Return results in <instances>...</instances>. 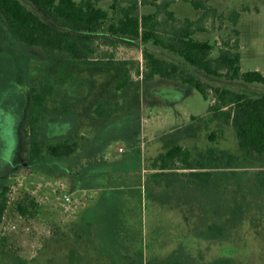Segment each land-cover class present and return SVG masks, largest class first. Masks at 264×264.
<instances>
[{"label":"rangeland","instance_id":"1","mask_svg":"<svg viewBox=\"0 0 264 264\" xmlns=\"http://www.w3.org/2000/svg\"><path fill=\"white\" fill-rule=\"evenodd\" d=\"M114 1L100 6L114 13ZM202 1L206 31L196 37L214 45L212 57L226 42H239L242 72L264 74V0ZM156 10L139 6L136 14ZM170 10L180 20L204 14L182 1ZM97 45L95 59L74 62L68 52L17 41L0 15V194L9 187L0 264H264V191L257 182L264 155L241 148L235 128L210 113L215 87L258 98L264 83L193 67L210 86L206 98L180 77L138 74L146 47L181 65L179 55L132 37ZM127 70L128 87L120 90ZM41 83L55 92L43 108L40 142L45 148L74 140L71 156L31 159L32 96ZM174 145L192 152L194 169H162L159 159ZM194 171L212 177L200 183ZM56 182L68 185L71 205L54 193ZM25 198L36 206L22 215L17 204Z\"/></svg>","mask_w":264,"mask_h":264},{"label":"trees","instance_id":"2","mask_svg":"<svg viewBox=\"0 0 264 264\" xmlns=\"http://www.w3.org/2000/svg\"><path fill=\"white\" fill-rule=\"evenodd\" d=\"M102 0H0V15L6 22L11 35L17 41L29 46L41 47L51 51H65L72 55L74 62L95 59L101 40L105 45H112L119 37L139 39L143 44L153 43L156 47L184 58L179 64L158 55L155 50L145 48L146 68L138 69V74L145 80L155 77H180L183 83L200 91L206 98L210 86L199 79L192 68H197L215 77L240 79L248 84L264 83V74L259 70L242 72V55L239 42L219 50V56L212 57L215 49L209 41L196 37L198 32H205L204 21L208 18L207 6L202 0H129L127 6H121L115 0L111 9L100 6ZM182 1L195 10H203V16L197 20H180L170 10L171 3ZM139 6H154L153 13L139 16ZM239 13L233 21L237 22ZM131 78L125 71L118 87H128ZM216 99L210 108L212 117L225 124H231L240 139L241 148L251 153L264 155V97H250L228 88L215 87ZM54 87L41 83L32 96L31 121L29 129V147L32 161H41L47 155L51 157L71 156L76 153L78 143L64 140L43 147L38 127L42 121L43 108ZM98 106L96 113H101ZM215 134L211 136L214 138ZM192 152L187 148L174 145L161 155L162 169L171 163H180L184 169H194L191 163ZM192 175L200 178V183L210 181L212 174L206 171H194ZM198 180V181H199ZM257 182L264 191V170L258 173ZM9 187L0 194V228L8 208ZM34 202L25 198L18 202L17 210L22 215L29 214L35 208ZM156 264H186L181 261H166Z\"/></svg>","mask_w":264,"mask_h":264},{"label":"built area","instance_id":"3","mask_svg":"<svg viewBox=\"0 0 264 264\" xmlns=\"http://www.w3.org/2000/svg\"><path fill=\"white\" fill-rule=\"evenodd\" d=\"M57 185L55 188H56V191H54L55 194H59V199H61V201L63 203H66V204H69L71 205L72 202H73V198H72V194L68 191V185L63 183V182H56ZM4 225V222L2 224V226ZM1 226V228H2Z\"/></svg>","mask_w":264,"mask_h":264}]
</instances>
